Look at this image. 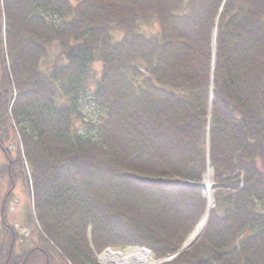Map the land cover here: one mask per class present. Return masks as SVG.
Instances as JSON below:
<instances>
[{
	"label": "trees",
	"instance_id": "obj_1",
	"mask_svg": "<svg viewBox=\"0 0 264 264\" xmlns=\"http://www.w3.org/2000/svg\"><path fill=\"white\" fill-rule=\"evenodd\" d=\"M0 153V264H58L15 252L18 179L62 264L110 247L157 260L205 216L209 165L202 236L162 264H264V0H0Z\"/></svg>",
	"mask_w": 264,
	"mask_h": 264
},
{
	"label": "rangeland",
	"instance_id": "obj_2",
	"mask_svg": "<svg viewBox=\"0 0 264 264\" xmlns=\"http://www.w3.org/2000/svg\"><path fill=\"white\" fill-rule=\"evenodd\" d=\"M146 28V27H144ZM147 32L153 33L156 32L157 28H146ZM59 52V47H54L51 49L50 58L47 60V63L52 64L56 59V54ZM94 70L99 76L98 72L101 70V62H96L94 64ZM84 113L87 118H97L98 111L97 108H83ZM86 112V113H85ZM87 119V120H89ZM10 139L8 146L12 148L14 154L15 152V137L13 133L10 134ZM0 160H2V156L0 153ZM28 173L26 174V177ZM17 184L13 191L10 194V199L5 209V217L7 223L12 226L13 235L15 236V252L19 255L26 254L30 250L34 248H40L41 250L46 251V253H50L58 264H62L63 258L56 253L53 249H50L41 239L40 230L37 228V224L34 222V211L32 204V192L31 185L27 186L25 179H18ZM29 188V189H28ZM8 184L5 179H1L0 181V191L2 196L7 192ZM204 190V189H203ZM34 217V219H33ZM10 229V228H8ZM11 230V229H10ZM11 243V235L9 234V230L6 231L2 224V217L0 214V247L2 248V253L5 254ZM113 250L123 251L120 249L112 248ZM149 251V249L145 248ZM44 253V252H43ZM38 258H42V256H38ZM173 258H167V262L172 261ZM161 261L160 259H157ZM161 262H165L161 261ZM36 264H44L43 261L36 262Z\"/></svg>",
	"mask_w": 264,
	"mask_h": 264
},
{
	"label": "bare ground",
	"instance_id": "obj_3",
	"mask_svg": "<svg viewBox=\"0 0 264 264\" xmlns=\"http://www.w3.org/2000/svg\"><path fill=\"white\" fill-rule=\"evenodd\" d=\"M203 181V194L207 200V207L210 210L215 205L213 189L214 171L212 167H208L203 176ZM207 221L208 216H205L201 219L193 232L188 236L184 246L185 248L193 246L199 240L206 227ZM98 258L101 264H162V262H159L154 258L151 252L139 248H128L124 251H116L111 249L99 255Z\"/></svg>",
	"mask_w": 264,
	"mask_h": 264
},
{
	"label": "water",
	"instance_id": "obj_4",
	"mask_svg": "<svg viewBox=\"0 0 264 264\" xmlns=\"http://www.w3.org/2000/svg\"><path fill=\"white\" fill-rule=\"evenodd\" d=\"M206 216H207V215H206ZM184 246H185V245H184ZM184 246L182 247V249L180 250V252H182V251L185 250V247H184ZM180 252H179V253H180Z\"/></svg>",
	"mask_w": 264,
	"mask_h": 264
}]
</instances>
